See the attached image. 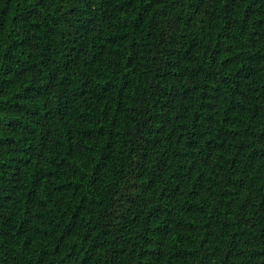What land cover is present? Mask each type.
I'll use <instances>...</instances> for the list:
<instances>
[{
    "label": "trees",
    "instance_id": "trees-1",
    "mask_svg": "<svg viewBox=\"0 0 264 264\" xmlns=\"http://www.w3.org/2000/svg\"><path fill=\"white\" fill-rule=\"evenodd\" d=\"M0 264H264V0H0Z\"/></svg>",
    "mask_w": 264,
    "mask_h": 264
}]
</instances>
